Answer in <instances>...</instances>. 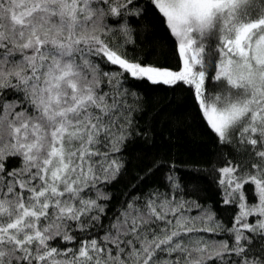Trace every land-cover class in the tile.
Returning a JSON list of instances; mask_svg holds the SVG:
<instances>
[{"label": "snow or ice", "instance_id": "1", "mask_svg": "<svg viewBox=\"0 0 264 264\" xmlns=\"http://www.w3.org/2000/svg\"><path fill=\"white\" fill-rule=\"evenodd\" d=\"M150 9L179 71L127 58ZM125 73L187 85L218 141L235 146L218 170L222 203L239 208L231 228L158 188L110 208L118 154L142 132ZM0 264H264V0H0Z\"/></svg>", "mask_w": 264, "mask_h": 264}, {"label": "trees", "instance_id": "2", "mask_svg": "<svg viewBox=\"0 0 264 264\" xmlns=\"http://www.w3.org/2000/svg\"><path fill=\"white\" fill-rule=\"evenodd\" d=\"M139 3L143 7L149 0H139ZM162 21L158 12L150 9L139 25H133L135 43L126 46L127 58L179 71L181 62L177 47ZM103 67L104 71L113 73L122 71L116 65L105 64ZM121 82L124 90L130 93L129 100L134 101L135 127L142 132L130 138L118 154L124 169L118 179L104 189L111 196L110 208L117 209L130 194L139 195L158 188L169 198L195 202L202 209L213 210L217 223L231 228L239 208L222 203L224 197L218 170L228 166L229 161L235 163V146L218 141L199 113L187 85L180 82L175 86L154 85L127 73ZM215 91L209 81L208 93L215 94ZM8 167L11 170L19 164L10 162ZM169 176L180 185L175 192L168 186ZM245 195L248 203H256L252 185H245ZM186 214L194 217L198 210L193 208ZM196 235L229 242L232 239L227 233Z\"/></svg>", "mask_w": 264, "mask_h": 264}]
</instances>
